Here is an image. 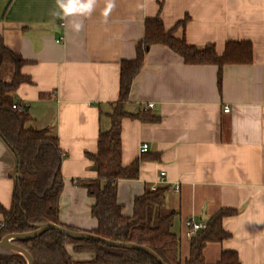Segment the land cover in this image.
<instances>
[{
    "label": "crops",
    "instance_id": "obj_1",
    "mask_svg": "<svg viewBox=\"0 0 264 264\" xmlns=\"http://www.w3.org/2000/svg\"><path fill=\"white\" fill-rule=\"evenodd\" d=\"M114 5L105 15V0H97L91 14L65 16L57 0H0V38L27 61L22 73L31 79L16 94L31 117L27 127L48 129L63 152L60 222L82 232L98 226L91 214L95 199L76 182L98 177L89 155L98 151L101 130L110 128L102 113L119 100L121 63L135 59L146 20L159 17L168 31L176 28V38L196 47L212 44L219 55L229 41L250 42L253 62L225 65L220 90L218 66L187 65L169 47L151 46L127 109L160 120L123 121L122 164L140 160V168L137 179L118 182V203L131 217L137 197L166 188L184 257L188 220L201 222L205 209L210 218L233 209L237 213L223 219L230 237L208 245L206 259L210 253L217 261L231 250L241 264H264V0ZM17 177L16 157L0 138V204L8 210ZM3 223L0 215V233ZM67 250L75 264H95L93 254L76 253L72 245Z\"/></svg>",
    "mask_w": 264,
    "mask_h": 264
},
{
    "label": "trees",
    "instance_id": "obj_2",
    "mask_svg": "<svg viewBox=\"0 0 264 264\" xmlns=\"http://www.w3.org/2000/svg\"><path fill=\"white\" fill-rule=\"evenodd\" d=\"M188 19L178 23L185 26ZM176 28L167 30L159 17L147 19L144 38L136 48L133 60H123L120 70V97L111 105V110L102 113L110 128L101 130L98 151L89 155L97 167L98 177L80 180L76 185L87 190L95 199L91 214L98 226L88 233L103 239L146 246L166 264H241L235 251H224L215 262L207 261L205 250L210 244H221L230 237L223 228V219L237 212L221 209L206 228L190 239L187 257L182 253L181 237L173 232L178 213L169 210L166 204V188L147 190L134 202L133 216H125L118 203V182L135 180L139 176L140 160L130 166L122 164V123L136 119L143 123H157L160 118L149 111L131 113L127 107L133 82L145 66L146 55L153 45H164L180 55L187 65H215L219 67V89L222 88V71L225 65L253 62V46L247 41H229L222 55L212 44L205 47L189 45L185 39L175 37ZM27 64L19 54L9 49L0 38V138L16 157L17 171L13 203L8 210L0 204L4 219L0 240L9 234H23L36 230L35 225L54 223L75 232L77 228L60 222V197L64 188L62 176L63 152L57 137L48 129L28 128L31 117L20 113L13 106L22 105L16 98L18 88L31 79L22 73ZM9 78V79H8ZM15 245L25 248L35 264H75L67 247L74 246L76 253H91L95 264H159L145 252L117 248L94 240H74L50 230L32 240H16ZM0 264H28L17 253H0Z\"/></svg>",
    "mask_w": 264,
    "mask_h": 264
},
{
    "label": "water",
    "instance_id": "obj_3",
    "mask_svg": "<svg viewBox=\"0 0 264 264\" xmlns=\"http://www.w3.org/2000/svg\"><path fill=\"white\" fill-rule=\"evenodd\" d=\"M93 169L97 171L96 166ZM18 177H20V173H18ZM201 220L205 223L209 222L210 220V217L206 213V209L203 211L201 215ZM35 227H36V230L29 232V233L6 235L0 242V253H17V254L24 256L28 264H35L34 259L29 253V251H27L25 248L15 245L13 241L32 240V239H35L41 236L45 232H48L50 230H55L61 233L62 235L68 238L77 240V241L94 240V241L101 242L105 245L112 246V247L142 251L150 255L152 258H154L159 264H166L154 251H152L146 246L132 244V243L111 241V240L103 239L99 236H96L88 232H75L67 228L61 227L59 225H56L54 223H42V224L35 225Z\"/></svg>",
    "mask_w": 264,
    "mask_h": 264
},
{
    "label": "clouds",
    "instance_id": "obj_4",
    "mask_svg": "<svg viewBox=\"0 0 264 264\" xmlns=\"http://www.w3.org/2000/svg\"><path fill=\"white\" fill-rule=\"evenodd\" d=\"M96 3L97 0H57L58 7L65 16L75 13L91 14ZM114 6V0H105L104 14L107 15ZM54 15H59V13H54ZM74 27L79 30L81 25L76 24Z\"/></svg>",
    "mask_w": 264,
    "mask_h": 264
},
{
    "label": "built area",
    "instance_id": "obj_5",
    "mask_svg": "<svg viewBox=\"0 0 264 264\" xmlns=\"http://www.w3.org/2000/svg\"><path fill=\"white\" fill-rule=\"evenodd\" d=\"M148 107H149V108H152V107H153V104H150ZM13 108H14V109H17L18 112H20V113L25 112V110H24L23 107H19V106H17V105H14ZM224 111H225L226 113H228V112H230V108H229V107H225V110H224ZM141 151H142L143 153L147 152V151H148V146H147V145H143ZM162 175L164 176L165 173H162ZM178 188H179V187L177 186V189H178ZM186 227H187V233H186V236H187L188 239H191V238L195 235V233H197L198 231L203 230V229L206 228V223L203 222V221H201V222H196V221H194V220H188V221L186 222Z\"/></svg>",
    "mask_w": 264,
    "mask_h": 264
},
{
    "label": "rangeland",
    "instance_id": "obj_6",
    "mask_svg": "<svg viewBox=\"0 0 264 264\" xmlns=\"http://www.w3.org/2000/svg\"><path fill=\"white\" fill-rule=\"evenodd\" d=\"M184 238V237H183ZM182 238V239H183ZM184 242H186V240H185V238H184ZM207 259L209 260V262H213V261H215V259L213 258V255H211L210 253H207Z\"/></svg>",
    "mask_w": 264,
    "mask_h": 264
}]
</instances>
